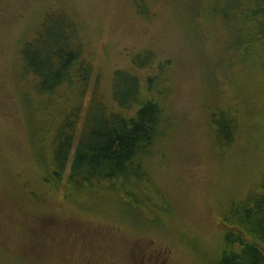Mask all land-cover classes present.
<instances>
[{
	"label": "trees",
	"instance_id": "trees-1",
	"mask_svg": "<svg viewBox=\"0 0 264 264\" xmlns=\"http://www.w3.org/2000/svg\"><path fill=\"white\" fill-rule=\"evenodd\" d=\"M149 1L134 4L137 16L147 22L153 15ZM69 2L0 0V21L17 18L0 27V191L4 193L0 199L5 201L0 206L31 210L35 194L45 195L46 206L47 196L56 197L59 190H63L60 203L65 204L70 187L76 186L84 197L94 189L101 190L107 195L106 208H116L115 215L106 209V217L99 219L103 214L84 205L96 210L89 212L96 215L94 219L110 225L48 220L29 224L18 219L21 224H17L16 236L20 240L13 238L25 242V236L30 237L31 248L39 257L45 250L43 239L61 249L65 239L73 238L78 243V257L73 260L77 263L116 260V264H126L137 245L129 240L132 231L123 232L127 224L113 219L117 205L121 206L115 192L122 191L125 197L135 193L136 198L149 195L147 215H158L161 210L155 201L169 199L168 194L158 193L145 180L162 173L161 165L168 163L165 150L193 144L200 150L203 144H213L222 148L219 154L211 150L216 163L221 158L238 167L233 170L234 187L246 183L250 187L243 196L236 190L221 196L217 208L214 203L215 214L224 210L214 219L220 222L213 228L220 238L215 263L264 264L260 250L264 249V0H177L189 14L184 26L192 47L186 57L179 54L157 62L151 50L141 49L136 52L138 57H131L133 69L115 71L103 93L96 89L101 86L100 75L84 53L107 37L103 38L100 26L93 25V37L82 36L79 32L84 31L70 13ZM187 57L190 64L184 63ZM202 62L207 73L198 81H206L210 90L204 91L192 112L185 111L176 102L180 84L187 81L184 72L192 68L191 63L200 69ZM199 109H206L201 123L195 115ZM22 133L24 137H20ZM17 141L27 143L26 156L20 155L23 149L15 145ZM24 158H32L33 179L45 178L38 189L32 180L23 187L21 177L12 173L9 183L3 182L12 164ZM40 158L44 165L36 163ZM141 177L145 180L131 184ZM14 181L20 195L9 194ZM78 209L88 214L82 207ZM158 217L157 231L172 227L164 224L173 219L171 215ZM51 224L62 226L59 240L51 233ZM219 226L220 233L216 232ZM80 230L85 233L80 235ZM184 235L181 242L196 249L200 243L191 245L190 240L183 241ZM207 246L212 244H206L205 252L199 251L205 256L203 263L207 262ZM90 248L93 259L87 262L85 253Z\"/></svg>",
	"mask_w": 264,
	"mask_h": 264
},
{
	"label": "rangeland",
	"instance_id": "rangeland-1",
	"mask_svg": "<svg viewBox=\"0 0 264 264\" xmlns=\"http://www.w3.org/2000/svg\"><path fill=\"white\" fill-rule=\"evenodd\" d=\"M139 1L141 0H71L69 2L70 13L73 16L76 15L75 19L77 23L81 24V29L84 31V33L79 32L82 36L93 37L94 30L90 28L93 25L95 27L100 26L103 38L107 37L103 44L93 46L84 53V56L92 61L95 73L100 75L99 81L102 80L101 86L96 88L98 93L104 92L109 83V78L115 71H131L133 69L131 57L133 59L138 57L136 52L141 49L151 50L153 61L160 62L170 60V57L179 54L186 57L187 51L192 47L191 35L185 30L184 26V22L189 18L184 6L177 4V0H150L147 4L151 7L148 9L154 16L151 15L149 17L151 18L150 21L147 22L138 17L135 12L134 4ZM151 1H153V4ZM74 6L75 9L73 10ZM199 12H201V8H198ZM13 21H17V18L0 21V27L9 26ZM105 45H108V47L104 48ZM190 62V57H187L184 61L185 64H190ZM191 66V69H186L187 72H184L183 79L187 81L180 84L179 99L176 100L177 106L185 111L189 110V112L197 107L204 91L209 92L210 90L206 81H198L200 77L205 75V72L207 73L205 63L202 62L200 69L193 67V63H191ZM137 75L144 78V74ZM205 112L206 109H199L195 114L198 116L200 123L202 115L205 116ZM19 135L24 137L23 133ZM15 145L21 146L23 149L20 155L26 156L28 154L25 149L27 143L17 141ZM188 147L191 148V151L189 148L181 146L170 151L165 150L166 153L168 152V163L161 165V174L154 175L150 179L146 178L147 180L141 177L131 182L132 185H136L138 182L145 180L158 193L161 191L168 194L169 199L155 201V207L161 210L160 214L147 215V208L150 206L149 200H151L149 195H140L138 196L140 198H136L137 195L134 193L130 197H125L122 195V191L118 192L117 190L115 200L118 204L121 201V206L116 204L118 207L117 217L115 216L113 219L118 218L127 224L128 229L123 230V232L132 231L130 235L128 234L129 240L132 242L140 240L146 243L147 246L152 243V251L160 252L162 254L161 259H165L166 264H217L215 261L218 259V255L214 250L218 247L220 238L215 236L213 228L220 222H215L214 219L215 216L224 211L220 210L215 214L214 210L219 205L218 200L221 196L225 197L235 190L243 196L244 192L249 190L250 187L247 183V187H234L232 175L233 170L238 167L233 165L232 162L225 159L221 161V158H219L220 163H216L217 158L211 153V150L219 154L222 150L220 146L203 144L200 150L195 148V144H193V147ZM209 152L211 155H209ZM36 163L45 164L43 158H40ZM31 164L32 158L18 159L9 169L11 172L3 176V182L8 184V177L12 173L11 176L13 177H21L23 187L28 186L32 180L35 188L38 189L41 182L45 183V178L33 179ZM161 175L162 179L159 180ZM205 177L206 179H204ZM11 183L13 187L9 194L20 195L17 181ZM252 184V182L249 183V185ZM0 188L3 190L2 181L0 182ZM96 188L98 189V187ZM62 192L63 190H59L56 197L47 196L49 201L46 206L44 194L33 195L35 206L31 210H21L16 207L10 209L6 208L5 205L0 206V220H4L0 222V264H82L73 261L77 256L76 249H78V243L73 238L65 239L66 245H63L61 249H54V246L45 244V239H43L41 246L45 250L41 253V257L37 256L34 249L31 248L32 239L30 237L25 236V242L30 247H27L28 245L25 242L17 241L20 240L16 236L17 224H21L20 221H17L18 219H24L29 224H33L34 221L48 220L51 223L90 221L93 224L101 225L104 223H101V220L94 219L93 217L96 215L89 213L96 210L89 208H96L98 210L96 211L97 215L103 214L98 215L99 219L106 217V209L111 210L112 215H115L116 208H106L107 195L102 193L101 190L94 189L86 194L88 197H84V192L79 194L78 188L72 186L69 189L68 201L65 204L60 203ZM2 194L4 193L0 191V195ZM214 203L215 208L213 207ZM0 204H5V201L0 199ZM84 205L89 208H85ZM76 207H82L81 210L86 211L88 214H81ZM4 208L5 210H3ZM167 214L171 215L173 219L170 221L164 220V224H170L172 227L157 231L156 229L159 228L158 216L162 217ZM55 215L58 221L57 219L54 220ZM104 225L109 226L110 224ZM129 226H135L136 229H130ZM50 230L56 240H59V237L64 233L62 226L59 224H51ZM220 230L219 226L216 232L220 233ZM79 232L80 235L85 233L83 230ZM182 234H187L184 235L183 241L189 242L190 240L189 244L191 245L200 244L196 249L187 247L180 240ZM212 237H214L213 240ZM74 238H76V235ZM46 243L48 242L46 241ZM206 244H212V247L207 246V262L203 263L205 256L200 252H205ZM260 250L264 252V249L261 248ZM93 253L94 250L91 248L90 253H85V259L88 258L87 262L90 258L93 259ZM115 262H110V264H116Z\"/></svg>",
	"mask_w": 264,
	"mask_h": 264
},
{
	"label": "flooded vegetation",
	"instance_id": "flooded-vegetation-1",
	"mask_svg": "<svg viewBox=\"0 0 264 264\" xmlns=\"http://www.w3.org/2000/svg\"><path fill=\"white\" fill-rule=\"evenodd\" d=\"M134 246L132 250L133 254L129 255L126 264H166L165 259H161L162 254L158 251H152V243H149L148 246L143 241H134Z\"/></svg>",
	"mask_w": 264,
	"mask_h": 264
}]
</instances>
